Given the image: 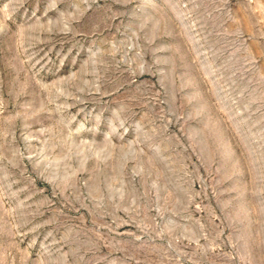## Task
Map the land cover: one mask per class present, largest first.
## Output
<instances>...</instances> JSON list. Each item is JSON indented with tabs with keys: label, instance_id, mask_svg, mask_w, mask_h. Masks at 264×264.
<instances>
[{
	"label": "rangeland",
	"instance_id": "rangeland-1",
	"mask_svg": "<svg viewBox=\"0 0 264 264\" xmlns=\"http://www.w3.org/2000/svg\"><path fill=\"white\" fill-rule=\"evenodd\" d=\"M0 264H264V0H0Z\"/></svg>",
	"mask_w": 264,
	"mask_h": 264
}]
</instances>
